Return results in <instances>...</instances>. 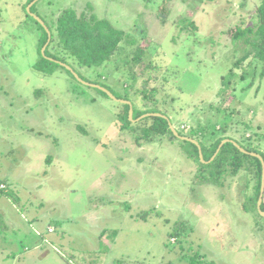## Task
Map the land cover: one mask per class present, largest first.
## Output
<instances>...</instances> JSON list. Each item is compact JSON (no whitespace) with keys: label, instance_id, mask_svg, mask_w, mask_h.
I'll return each mask as SVG.
<instances>
[{"label":"rangeland","instance_id":"rangeland-1","mask_svg":"<svg viewBox=\"0 0 264 264\" xmlns=\"http://www.w3.org/2000/svg\"><path fill=\"white\" fill-rule=\"evenodd\" d=\"M33 1L0 0V264H264V215L243 208L253 172H217L179 138L146 140L124 103L39 61L46 45L136 111H165L181 135L264 154L253 51L221 90L258 49L236 36L258 24L260 0ZM67 8L124 31L106 63L80 66L55 34L39 48L31 13L54 28Z\"/></svg>","mask_w":264,"mask_h":264},{"label":"trees","instance_id":"trees-1","mask_svg":"<svg viewBox=\"0 0 264 264\" xmlns=\"http://www.w3.org/2000/svg\"><path fill=\"white\" fill-rule=\"evenodd\" d=\"M32 0H27V4ZM26 6V5H25ZM33 5L31 7L32 11ZM162 12V11H161ZM168 12H165L167 14ZM258 16V24L256 26H250L245 29H242L236 37L242 38L243 43L250 45L252 48H258L255 50L247 51L241 58H239L235 63H233V67L229 70L234 72V76L223 77L221 81V90L225 91L231 85V83L235 80L236 76H239L241 68L239 65L244 64L251 55L250 52H254V56L261 63L260 67V78L258 86L264 88V0H260V4L257 7ZM28 15V14H27ZM165 17V16H164ZM36 23L37 21L32 18ZM47 25V24H46ZM41 28L42 26L39 25ZM50 32L51 38L49 42L54 40L53 34L56 35V41L61 46L63 51L67 53L75 62H77L80 66H101L107 62V60L115 53L118 49L121 41L124 38V31L118 29L105 18H99L94 13H90L89 15L82 13L77 14L76 11L72 8H67L62 11V13L58 16L55 21L54 28L47 25ZM53 29V30H52ZM55 30V31H54ZM43 37L40 39V46L46 42L47 40V32L42 28ZM55 32V33H54ZM252 39H254L252 41ZM260 48V49H259ZM45 54L54 60H59L61 62L67 63L75 68V66L67 60L66 57L58 55L56 53H51L48 51L47 47L45 49ZM252 54V53H251ZM136 59H141L140 53L136 56ZM39 61L45 62L46 66L47 62L52 66L51 70L53 72L55 66H61L57 62L53 60H49L46 57L41 55ZM62 67V66H61ZM237 68L238 73L235 71ZM70 73V72H69ZM243 75V74H241ZM240 75V76H241ZM102 92V91H101ZM104 93V92H102ZM105 94V93H104ZM124 110L122 113V118L127 121V124H130L128 119V111L129 105L123 104ZM133 107V106H132ZM155 111H159L162 114L166 115L165 111H162L158 108H152ZM149 112L145 110L137 111L133 107V117L134 115L139 116L142 113ZM168 117V115H166ZM169 118V117H168ZM170 119V118H169ZM171 122V121H170ZM140 127H143L144 138L146 140H152L155 136H167L170 139L177 138L169 128L168 121L159 116H148L139 120ZM124 128V127H123ZM178 133L181 135L178 131ZM188 137H193L191 134ZM226 138V136L217 137L212 143L205 144L202 140L198 139L197 141L200 143L203 158L205 161H208L215 150L217 149L219 143L222 139ZM196 139V138H195ZM181 140V139H179ZM193 146L192 153L194 158L199 161V153L198 148L191 142L182 140ZM243 148L247 151L259 153L263 159L264 154L255 148L247 147L243 145L240 141L236 140ZM205 150V153L204 151ZM203 165H208L212 168L217 169V172L223 169L225 175H235L240 170L248 171V173L253 172L255 174V183L251 187L250 193L246 196L243 208L245 211H255L257 215H260L256 204L259 197L260 192V184H261V170L262 165L260 160L252 156L248 153H243L239 151L237 147H235L231 142L224 143L219 149L218 153L214 156V158L209 163H203ZM210 177H202V180H210L215 178L216 176L213 174L209 175ZM199 179V178H198ZM248 205V206H247ZM260 210L264 211V192L262 196V202L260 205ZM1 227L5 229V224H1Z\"/></svg>","mask_w":264,"mask_h":264},{"label":"water","instance_id":"water-1","mask_svg":"<svg viewBox=\"0 0 264 264\" xmlns=\"http://www.w3.org/2000/svg\"><path fill=\"white\" fill-rule=\"evenodd\" d=\"M35 1H36V0H34L31 4H33ZM31 4H30L29 7H28V11L30 10ZM29 12H30V11H29ZM31 16H32L36 21H38V23H40V24L43 26L44 30L47 32V35H48V36H47V41H46V42H49V41H50V38H51V32H50L48 26H46L45 23L43 22V20H42L39 16H37L36 14L31 13ZM45 47H46V45H45ZM45 47L42 49L43 55H45V54H44ZM46 58H47V57H46ZM47 59H48V58H47ZM49 60H53V61L57 62L59 65L63 66L66 70H68V71L73 75V77H74L75 79H77L78 81H81V83H83V84H85V85L92 86V87H96V88H98V89L104 91L109 97H111V98H113V99H115V100H118V101L121 102V103H124V104L129 105L128 116H129V118L132 120L133 107H132V105L130 104L129 101H127V100H123V99H117V98H116V97H115V96H114V95H113L108 89H106V88H104V87H102V86H100V85L92 84V83H88V82H86V81L81 80V79L79 78L77 72L73 69V67H72L71 65H69V64H67V63H64V62H60V61L54 60V59L51 58V57L49 58ZM147 116H159V117H162V118L166 119V120L168 121V125H169V128H170V130L172 131V133H173L176 137H178L179 139L189 141V142L193 143L194 145H196L197 148H198V153H199L200 157H201V158L203 157V155H202V151H201L200 143H199L196 139H194V138H190V137H188V136L180 135V134L178 133V131L176 130V128L173 126V124L170 122L169 118H168L166 115H163V114H161V113H155V112L152 113V112H149V113H144V114L140 115L136 120H141L142 118L147 117ZM136 120H135V121H136ZM226 142H231L235 147H237V148L239 149V151H241V152H243V153H248V154H250V155H252V156L257 157V158L260 160L261 165H262V170H261V184H260V192H259V197H258V200H257L256 207H257V210L259 211V213H260L261 215H264V211L260 210V205H261V202H262V196H263V192H264V159H263V157H262L259 153L251 152V151H247V150H246L245 148H243V147H242V146H241L236 140L231 139V138H225V139H223V140L219 143L217 149L215 150L213 156L211 157L212 159H213L214 156L217 154V152L219 151V149L221 148V146H222L224 143H226Z\"/></svg>","mask_w":264,"mask_h":264},{"label":"crops","instance_id":"crops-1","mask_svg":"<svg viewBox=\"0 0 264 264\" xmlns=\"http://www.w3.org/2000/svg\"><path fill=\"white\" fill-rule=\"evenodd\" d=\"M5 190V189H4ZM2 214H4V215H6V212H5V209H4V207L3 206H1L0 205V216L2 215ZM7 218V217H6ZM9 225H10V227H7V225H6V227H5V229H7V228H15V223H12V224H10L9 223ZM16 228H17V225H16ZM50 229V228H49ZM52 229V228H51ZM50 231V230H49ZM15 244V242H12V245H14ZM12 255L15 257V252H12Z\"/></svg>","mask_w":264,"mask_h":264},{"label":"built area","instance_id":"built-area-1","mask_svg":"<svg viewBox=\"0 0 264 264\" xmlns=\"http://www.w3.org/2000/svg\"><path fill=\"white\" fill-rule=\"evenodd\" d=\"M1 187H3V184H1ZM49 230H52V229H49Z\"/></svg>","mask_w":264,"mask_h":264},{"label":"clouds","instance_id":"clouds-1","mask_svg":"<svg viewBox=\"0 0 264 264\" xmlns=\"http://www.w3.org/2000/svg\"><path fill=\"white\" fill-rule=\"evenodd\" d=\"M51 229V228H50ZM50 231H52V230H50Z\"/></svg>","mask_w":264,"mask_h":264}]
</instances>
